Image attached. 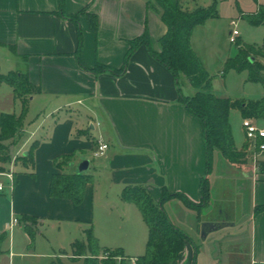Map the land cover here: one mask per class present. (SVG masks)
<instances>
[{
    "label": "crops",
    "instance_id": "obj_1",
    "mask_svg": "<svg viewBox=\"0 0 264 264\" xmlns=\"http://www.w3.org/2000/svg\"><path fill=\"white\" fill-rule=\"evenodd\" d=\"M145 31L159 51L167 26L147 0H64L63 5L61 0H0V72H25L39 89L27 105L37 102L47 111L38 124L23 119L16 146L25 155L35 145L34 166L18 161L14 186L0 192V242L6 240L9 255L8 262L2 260L6 255L0 250V264L30 255L34 234L27 216L37 219L32 227L40 234L45 225L63 230L72 247L75 231L93 227L98 183L105 185L106 199L120 200L134 212L135 205L122 199L127 186H144L156 201L165 187L200 204L203 178L210 183V200L200 210L178 198L163 204L170 221L192 240L172 264H264V211L255 212L264 206V153L251 148L242 123L238 131L244 137L237 143L231 125L236 147L248 153L246 163H230L215 150L207 171L202 123L180 100L195 92L188 78L176 77L146 46L125 66L129 41ZM193 36L194 30L191 45L198 56ZM98 63L116 72H95ZM11 90L8 102L22 105ZM98 140L108 144L102 156H95ZM63 155H70V162L56 168L54 160ZM85 160L92 181L82 203L51 197L53 174L81 173ZM114 247L127 257L142 255Z\"/></svg>",
    "mask_w": 264,
    "mask_h": 264
},
{
    "label": "trees",
    "instance_id": "obj_2",
    "mask_svg": "<svg viewBox=\"0 0 264 264\" xmlns=\"http://www.w3.org/2000/svg\"><path fill=\"white\" fill-rule=\"evenodd\" d=\"M63 3L64 0H61L62 5ZM147 5L160 15L161 20L167 26V32L159 41V51L152 49L147 31L129 41L125 66L139 47L146 46L151 55L176 77L182 74L188 78L195 92L191 96L181 95L180 100L187 110L198 117L202 123L208 172L212 169L215 150H218L230 163H246L248 153L246 149L239 150L236 147L229 121L230 112L236 109L240 111L243 119L249 118L257 122H264V96L256 100L245 101L216 95L212 90V77L204 69L191 45V36L195 27L202 25L210 18L218 17L216 4L208 8L198 7L191 11L183 8L182 0H147ZM242 16L253 26H264V4H258L254 12L242 13ZM93 18L90 16V20ZM91 23L94 27V22ZM235 44L237 46L236 54L226 59L224 71L247 70L249 81L258 82L264 86V39L260 46L244 43L241 40L236 41ZM93 70L95 72H116L99 63ZM2 84L12 87L14 99L21 101L23 107L20 115L0 114V161L8 163L10 161L8 148L11 143L15 145L20 139L23 129V114L30 97L38 93L39 89L33 86L28 75L20 70L0 72V85ZM261 142L264 143V138L259 140V143ZM34 148L35 145H32L27 154L18 157L23 164L34 166ZM70 160V155L59 156L54 160V166L61 168ZM4 171L5 166H0V172ZM91 181L92 176L85 172L54 173L50 185V195L54 198L69 199L79 205L83 201L85 187ZM200 192L201 203L196 204L184 194L171 193L165 187L162 188L158 201L144 186H127L123 189L122 199L134 204L139 209L148 227L145 253L136 257L135 264H172L179 259L185 244L191 243L192 240L170 221L163 209V204L178 198L187 207L200 210L210 200V183L207 178L202 179ZM262 211H264V206L257 207L255 210L256 213ZM24 218L30 220L34 227L37 221L35 217ZM32 226L28 227L31 235L34 234ZM104 253H109V257L102 258ZM72 254L74 259H82L84 264H132L131 257H127L122 249H102L92 229L87 230L85 241L77 240L72 244ZM116 257H122V259L118 261L115 259Z\"/></svg>",
    "mask_w": 264,
    "mask_h": 264
},
{
    "label": "rangeland",
    "instance_id": "obj_3",
    "mask_svg": "<svg viewBox=\"0 0 264 264\" xmlns=\"http://www.w3.org/2000/svg\"><path fill=\"white\" fill-rule=\"evenodd\" d=\"M182 4L183 8L189 11L198 7L208 8L214 4L217 6L218 17L210 18L202 25L197 26L194 29L193 36L194 48L203 62L204 69L212 77V90L214 93L232 100L249 101L261 98L264 93V86L261 83L249 81L247 70L225 72L224 64L226 59L234 56L237 51L236 44L229 41V32L233 29V26L230 25L231 21L237 22L235 28L240 34L237 41L241 40L252 45H262L264 27L251 25L242 16V13L253 12L258 4H264V0H182ZM181 84L185 85V80H182ZM9 88L11 87L8 84L0 86V112L3 110L5 113L15 114L16 112L20 115L22 105L18 101L8 102L7 100L6 92ZM78 108L82 110L80 106ZM46 113L44 106L36 102L30 106L27 105L23 119H30V124H38ZM229 121L235 132V140L238 143L244 137V133L241 132L240 134L238 131V125L243 122L240 111L232 110ZM253 121L256 123V120L253 119ZM33 127L34 125L31 126V128ZM18 150L19 147L11 143L8 148L10 161L8 163L0 161V166L8 167ZM18 161H20L19 158L15 160V164ZM19 167V164L14 166L15 170H19ZM1 182L5 189L9 186L6 178L1 179ZM97 191L95 221L90 229L93 230L99 246L102 249L106 247L116 249L114 246L123 245L126 253L132 255L144 254L148 228L142 220L138 208L132 205V209H134L132 211L134 212H131L123 208L122 205L124 204L120 200L106 199V187L103 183L97 184ZM109 194L112 197L114 196L113 191H109ZM3 196H8V194H3ZM40 229L42 230L41 234L34 231L33 241L29 244L28 253L30 255L23 258L14 257L11 264H84L82 259L73 258L69 237L63 230L59 231L58 227L52 229L46 225L43 228L40 227ZM86 230L84 228V232L82 230L79 233L75 231L73 234L77 236V240L85 241ZM0 250L1 253L6 255L2 256V260L8 262L9 255L5 254L8 253L6 240L0 242Z\"/></svg>",
    "mask_w": 264,
    "mask_h": 264
},
{
    "label": "built area",
    "instance_id": "obj_4",
    "mask_svg": "<svg viewBox=\"0 0 264 264\" xmlns=\"http://www.w3.org/2000/svg\"><path fill=\"white\" fill-rule=\"evenodd\" d=\"M231 25L233 26V29L229 35V41L235 44L240 34L238 30L235 28L237 26V22L231 21ZM242 126L245 130L247 139L251 143V148L255 151V153H264V143L263 142L259 143V140L264 138V127L259 126L257 123L253 121V119H249V118L243 119ZM107 149H108V144H106L102 140H98L95 156L104 155ZM21 155H22V152L18 151L12 158V162L9 165V169L4 172H0V177L6 178L11 187L14 186L15 160ZM3 191H4V187L0 180V192H3ZM17 223H18V219L16 218L13 219L12 224L15 225ZM108 257H109V253H104L102 256V258H108ZM115 259L120 261L122 257H116ZM130 261L132 264H135L136 257L130 258Z\"/></svg>",
    "mask_w": 264,
    "mask_h": 264
},
{
    "label": "water",
    "instance_id": "obj_5",
    "mask_svg": "<svg viewBox=\"0 0 264 264\" xmlns=\"http://www.w3.org/2000/svg\"><path fill=\"white\" fill-rule=\"evenodd\" d=\"M88 168H89V161L85 160L79 165V172L82 173V172L88 170Z\"/></svg>",
    "mask_w": 264,
    "mask_h": 264
}]
</instances>
